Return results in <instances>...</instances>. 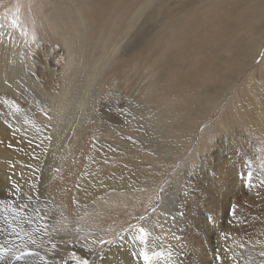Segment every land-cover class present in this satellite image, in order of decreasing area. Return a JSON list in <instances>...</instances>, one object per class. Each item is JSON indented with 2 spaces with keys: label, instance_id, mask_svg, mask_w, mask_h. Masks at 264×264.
I'll return each instance as SVG.
<instances>
[{
  "label": "rangeland",
  "instance_id": "rangeland-1",
  "mask_svg": "<svg viewBox=\"0 0 264 264\" xmlns=\"http://www.w3.org/2000/svg\"><path fill=\"white\" fill-rule=\"evenodd\" d=\"M237 1L223 29L219 0H0V124L39 130L44 162L31 186L0 184V264H95L74 245L99 252L152 218L165 242L209 225L207 203L180 201L228 151L244 195L224 226L252 242L229 251L264 264V37L249 13L262 6ZM85 184L102 191L82 202Z\"/></svg>",
  "mask_w": 264,
  "mask_h": 264
},
{
  "label": "bare ground",
  "instance_id": "bare-ground-1",
  "mask_svg": "<svg viewBox=\"0 0 264 264\" xmlns=\"http://www.w3.org/2000/svg\"><path fill=\"white\" fill-rule=\"evenodd\" d=\"M229 1L230 0H219L221 9L220 14L222 16V21H224L222 22L223 29H226L227 26L225 21H227L226 12H228L227 6H229ZM236 1L237 0H233L234 3ZM249 1L254 2L252 0L237 1L239 4L237 3L233 5L235 9L234 11H236L237 6L248 5ZM260 6L262 7L258 9L253 7L250 8L249 13L253 18V23L251 25L252 29L255 31L263 30L262 36L264 37V29H259V27L264 25V0H260ZM238 17L243 19V14H241V16L239 15ZM6 114L8 115V113ZM6 120L8 121V119ZM0 133L6 138V142H11L9 145H15V149H7L9 146L7 147V145L4 143L3 144L5 146H3V144L0 142V184H7L6 179L8 178H17L15 180L21 181V184H19L20 186H31L36 181L38 171L41 165L44 163L41 160V156L36 153L38 152V149L31 146L34 142L37 144H42V137H40L41 139L39 138L41 133L36 128H31V126L28 128L22 125L21 130H17V128H7L3 124H0ZM28 151L31 152L32 155L29 154ZM231 153L233 152L228 151L226 155L224 154L225 156L223 155V157L219 158L218 172L221 176L218 175V178H215L216 180L214 183L210 184L209 182H205V185L197 186L196 194L189 193V195H186L188 197L183 198L184 200L181 199L180 201V205L183 202H185L187 205V201L189 200L187 208L190 210V212H193L191 208V203L195 202L192 199L193 197H197L200 201L207 203L210 209L208 212V219L210 222L209 225L177 226L172 231L173 237L170 235L169 241L165 242L160 236L158 223L153 221L152 218L146 221V225H133L134 227L132 229L126 230L125 233L123 232L124 234L122 237H120L121 235L118 236L109 242L108 245L99 252V243L96 239H86L78 242L76 245H74L75 250L88 258L95 256V264H253V256H251L252 253L249 252L250 250L242 256L233 255V253L229 251L231 248H243L244 245H247L250 248L252 242L250 240L249 234L239 230V228L224 226V223L226 222L225 217L229 212L228 209L230 210L232 198L236 202L239 201V194L241 196L244 195L243 180L238 177L234 167L231 165L236 155L233 153V157L230 158ZM6 166H13L14 168L10 167V170ZM51 170L52 168L50 166L49 174L45 179L46 182H48L49 177L51 176ZM226 175L231 176V178L227 177L225 180L223 177ZM176 182L177 181H175V183ZM9 183L10 182L8 181V184ZM84 183L85 182H83V184ZM94 189L95 188L92 189L87 187V185L81 187L79 190V195L83 197L81 201H91V197H94V194L98 195V192L102 191ZM169 190L171 191V189ZM89 192H93V194H89ZM188 192H190V190ZM168 197L171 196H167V198ZM194 200H196V198ZM164 207L165 206H163V208ZM60 208L64 209L63 207ZM182 210H184L183 207ZM62 211L66 212V214L71 217L69 218L71 223H74L77 220L76 217H74L71 213L65 210ZM171 226L172 225L167 222V232H169ZM141 229H144V231H141ZM210 237L215 238V241H213ZM219 257H221V259ZM46 259L48 258L46 257ZM65 263L83 264L81 261L73 260L70 262L64 258L59 259L56 262V264ZM43 264L53 263L51 261H44Z\"/></svg>",
  "mask_w": 264,
  "mask_h": 264
},
{
  "label": "snow or ice",
  "instance_id": "snow-or-ice-1",
  "mask_svg": "<svg viewBox=\"0 0 264 264\" xmlns=\"http://www.w3.org/2000/svg\"><path fill=\"white\" fill-rule=\"evenodd\" d=\"M37 231H40V228L39 227L37 228ZM141 231H144V229H141ZM35 242H36L35 240H32V243H35ZM100 243H104V241H100ZM84 264H87V261L86 260L84 261Z\"/></svg>",
  "mask_w": 264,
  "mask_h": 264
}]
</instances>
